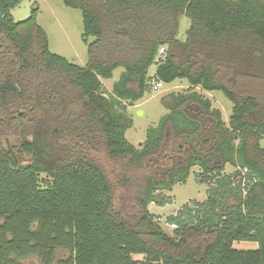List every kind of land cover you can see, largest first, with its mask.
<instances>
[{"label":"trees","instance_id":"16d2710c","mask_svg":"<svg viewBox=\"0 0 264 264\" xmlns=\"http://www.w3.org/2000/svg\"><path fill=\"white\" fill-rule=\"evenodd\" d=\"M22 1L0 0V120L21 125L19 152L29 158L0 143V264L32 257L40 264H264V0H61L81 12L85 67L49 50L38 8L14 22L11 10ZM182 16L190 22L183 42ZM118 68L124 71L105 94L102 80ZM176 80L222 92L233 105L228 126L208 99L170 94L163 99L169 114L135 148L125 138L126 105L152 83ZM186 103L214 119L212 143L182 110ZM30 120L37 126L24 125ZM168 132L205 138L215 159L193 153L174 156L175 168L163 164L161 179L144 180L131 224L113 211L110 182L92 154L140 167L162 156ZM227 165L234 171L223 175ZM196 166L200 183L212 186L195 210L183 205L167 218L171 238L147 206L171 204L156 192L184 184ZM234 242L257 248L237 250ZM58 251L66 256L57 259Z\"/></svg>","mask_w":264,"mask_h":264},{"label":"rangeland","instance_id":"374dc122","mask_svg":"<svg viewBox=\"0 0 264 264\" xmlns=\"http://www.w3.org/2000/svg\"><path fill=\"white\" fill-rule=\"evenodd\" d=\"M237 1V0H233ZM34 8H38L36 18L37 25L41 27L48 39L49 50L65 59L74 63L79 67H85L87 64V46L82 41L83 26L81 12L76 9L66 8L61 0H23L16 8L11 10V15L14 22H21L30 17ZM190 26L189 20L182 16L179 19V31L177 39L183 42L186 38V31ZM94 38H89V43L93 42ZM156 66L152 65L148 70V76L153 78L155 75ZM124 70L118 68L113 72L111 79L102 80L105 94H112V88ZM197 93L201 97L208 99L211 104V110L220 112L221 120L227 127L229 117L232 113L233 105L220 91L208 92L200 87L190 88L186 80H176L171 84H164L162 88L155 91L152 88L147 91L142 99L137 101L133 106L126 105L127 116L132 121V127L126 131V140L135 148H139L147 138V130L156 128L160 120L169 112L165 109L163 99L170 94H189ZM123 104V103H122ZM188 115L197 117L196 111L188 105L184 108ZM210 118L203 120L202 134L208 135L213 142V134L211 133ZM38 120L25 121L24 125L37 126ZM23 131L21 125L15 120H0V143L3 147L10 149L23 161H28L19 152V145L22 141ZM206 137V136H205ZM199 143H194L189 138L182 137L174 139L168 132L162 144V156L153 162H145L140 167L128 166L125 160L111 161L105 153L99 151L92 154V157L105 173L110 182L113 211L125 221L134 224L137 217L138 206L136 198L142 190L144 180L147 177L161 179L164 175L162 169L172 166L175 168L176 158H184L186 155L197 152L199 155L208 154L205 148H211L210 144L203 142L205 138H201ZM203 146L205 147L203 149ZM260 148L264 149V138L259 142ZM168 156L173 158L167 159ZM180 161V159H179ZM160 165V167H159ZM234 169L227 165L222 174H231ZM202 170L196 166L190 170L189 177L184 184L175 185L171 191L156 192V196H162L161 200L170 198L171 204L159 207L156 204H149L147 212L152 215L154 221L169 237H174V226L168 225L166 220L170 216L177 215L183 205L195 210L193 202L204 203L207 199V190L212 186L211 183H200L198 177ZM128 180V181H127ZM233 248L237 250H254L257 248L256 243L252 242H234ZM66 256V252L58 251L57 259ZM134 260L141 261L140 255L132 257ZM22 264H40L38 259L32 257L22 261Z\"/></svg>","mask_w":264,"mask_h":264},{"label":"flooded vegetation","instance_id":"af4514ba","mask_svg":"<svg viewBox=\"0 0 264 264\" xmlns=\"http://www.w3.org/2000/svg\"><path fill=\"white\" fill-rule=\"evenodd\" d=\"M189 106L190 108H192L194 111H196L197 113H196V115H200V116H202V117H200L199 119L197 118V117H195V116H192V115H188L186 112H185V110H184V108L186 107V106ZM182 110L185 112V114L189 117V118H192V119H194V120H198V121H200L201 122V130H202V126H203V120H206V118H210L211 120H210V126L212 127L213 126V124H214V122L212 121V120H214L211 116H209V115H207L198 105H196V104H192V103H186L184 106H183V108H182ZM211 130H212V128H211ZM185 138H189L190 140H192L194 143H199L200 142V140H201V138H198V137H195V138H191V137H185ZM211 149H212V147H211ZM210 151V155L211 156H209L208 154H204L206 157H209V158H213V159H215V156H214V154L211 152V150H209ZM194 152H192V153H190V154H193ZM194 154H198L197 152H195ZM189 155V154H188ZM187 156V155H186ZM183 158V157H182Z\"/></svg>","mask_w":264,"mask_h":264},{"label":"built area","instance_id":"2783aa9c","mask_svg":"<svg viewBox=\"0 0 264 264\" xmlns=\"http://www.w3.org/2000/svg\"><path fill=\"white\" fill-rule=\"evenodd\" d=\"M165 52V48H160L159 49V54H163ZM163 83L161 81H158V82H154L151 84V88L155 91L159 90L160 88L163 87Z\"/></svg>","mask_w":264,"mask_h":264}]
</instances>
